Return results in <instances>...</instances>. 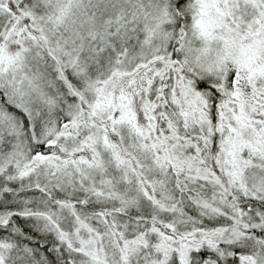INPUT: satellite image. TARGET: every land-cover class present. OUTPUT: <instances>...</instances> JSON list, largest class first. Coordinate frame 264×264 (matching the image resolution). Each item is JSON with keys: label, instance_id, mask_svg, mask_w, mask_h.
<instances>
[{"label": "snow or ice", "instance_id": "obj_1", "mask_svg": "<svg viewBox=\"0 0 264 264\" xmlns=\"http://www.w3.org/2000/svg\"><path fill=\"white\" fill-rule=\"evenodd\" d=\"M0 264H264V0H0Z\"/></svg>", "mask_w": 264, "mask_h": 264}]
</instances>
